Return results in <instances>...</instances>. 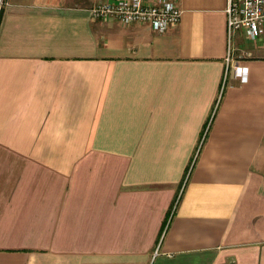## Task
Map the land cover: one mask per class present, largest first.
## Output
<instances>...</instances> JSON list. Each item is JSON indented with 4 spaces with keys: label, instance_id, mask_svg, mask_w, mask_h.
<instances>
[{
    "label": "crops",
    "instance_id": "1",
    "mask_svg": "<svg viewBox=\"0 0 264 264\" xmlns=\"http://www.w3.org/2000/svg\"><path fill=\"white\" fill-rule=\"evenodd\" d=\"M94 3L1 12L0 264H264V38Z\"/></svg>",
    "mask_w": 264,
    "mask_h": 264
},
{
    "label": "built area",
    "instance_id": "2",
    "mask_svg": "<svg viewBox=\"0 0 264 264\" xmlns=\"http://www.w3.org/2000/svg\"><path fill=\"white\" fill-rule=\"evenodd\" d=\"M179 3L180 0H95L89 14L93 19H113L123 26L148 25L162 34L180 22L183 11ZM226 3L229 39L235 32H242L251 40L264 38V0H226ZM5 4L6 0H0V13Z\"/></svg>",
    "mask_w": 264,
    "mask_h": 264
},
{
    "label": "rangeland",
    "instance_id": "3",
    "mask_svg": "<svg viewBox=\"0 0 264 264\" xmlns=\"http://www.w3.org/2000/svg\"><path fill=\"white\" fill-rule=\"evenodd\" d=\"M4 8V7H3ZM3 10V9H2ZM2 12V11H1ZM0 15H1V13H0ZM237 75H238V77L240 78V79H243V78H245L246 80H247V77L245 76H243L241 73H238L237 72Z\"/></svg>",
    "mask_w": 264,
    "mask_h": 264
}]
</instances>
